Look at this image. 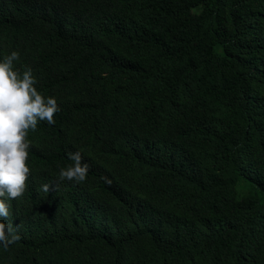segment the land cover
<instances>
[{"label":"trees","instance_id":"trees-1","mask_svg":"<svg viewBox=\"0 0 264 264\" xmlns=\"http://www.w3.org/2000/svg\"><path fill=\"white\" fill-rule=\"evenodd\" d=\"M13 51L60 111L0 264H264V0H0Z\"/></svg>","mask_w":264,"mask_h":264},{"label":"clouds","instance_id":"clouds-1","mask_svg":"<svg viewBox=\"0 0 264 264\" xmlns=\"http://www.w3.org/2000/svg\"><path fill=\"white\" fill-rule=\"evenodd\" d=\"M20 60L17 51L11 52L0 61V217L9 220L10 203L23 195L26 181L31 174L28 166L30 141L29 130L35 131L39 121L55 123L54 115L60 111L55 97H45L37 91L33 70L29 67L21 71L16 65ZM68 158L74 163L62 168L59 180L85 182L90 165L82 163L79 151L69 152ZM102 179L111 184L108 177ZM48 192L49 184L42 185ZM9 221L0 220V243L7 248L20 239Z\"/></svg>","mask_w":264,"mask_h":264}]
</instances>
